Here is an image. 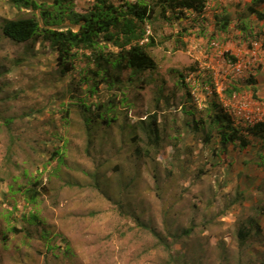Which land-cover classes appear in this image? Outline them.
Instances as JSON below:
<instances>
[{"label": "rangeland", "instance_id": "obj_1", "mask_svg": "<svg viewBox=\"0 0 264 264\" xmlns=\"http://www.w3.org/2000/svg\"><path fill=\"white\" fill-rule=\"evenodd\" d=\"M93 1L75 0L76 10ZM251 3L207 0L202 14L165 16L157 8L144 24L156 69L90 93V52L61 74L47 43L2 35L5 19L38 12L0 0V264H264L262 142L240 150L214 130L206 143L200 124L214 103L228 114L234 98L264 109V20L247 14ZM223 17L225 32L216 28ZM111 100L116 122L88 135L75 103ZM153 113L157 148L142 134L132 140V126Z\"/></svg>", "mask_w": 264, "mask_h": 264}, {"label": "trees", "instance_id": "obj_2", "mask_svg": "<svg viewBox=\"0 0 264 264\" xmlns=\"http://www.w3.org/2000/svg\"><path fill=\"white\" fill-rule=\"evenodd\" d=\"M206 1L151 0L149 3L145 0H123L117 4L112 0H94L85 12H78L75 0H7L10 6L18 10L30 9L39 15L5 19L1 31L5 38L16 43L36 40L47 43L57 52V64L63 75L75 69V60L80 53L86 55V52H90L96 67L84 76L83 82L88 83L90 93H95L101 84L121 89L126 82L138 79L140 74L156 69L157 63L148 51L155 45L154 39L149 35L146 37L144 24L156 18L157 8L161 9L162 16H165L168 9L202 14ZM263 5L264 0H252L247 14L259 21L264 20V12L260 9ZM229 25V17L216 22V28L222 32ZM146 38L148 41L142 43ZM110 45L117 48L118 52L106 51ZM232 60L236 61L234 57ZM178 79L181 87L187 86L183 74H179ZM75 106L79 108L80 118L88 135L98 126H110L117 120L112 115L113 100L93 105L81 101L80 104L75 103ZM213 106L216 110L209 109L207 118L200 120L202 128L207 130L205 142L210 141L214 130L219 133L223 144L238 145L240 150L247 149L251 145V139L255 138L262 142L261 158L264 160V121L243 131V128L235 126L231 115L224 113L215 103ZM66 112L69 114L68 110ZM132 128V140L135 143L143 136L150 148L159 146L162 138L156 113L146 116ZM145 151L147 155L151 152L149 149ZM27 193L35 201L32 191L27 190ZM32 217L37 218L36 215Z\"/></svg>", "mask_w": 264, "mask_h": 264}, {"label": "built area", "instance_id": "obj_3", "mask_svg": "<svg viewBox=\"0 0 264 264\" xmlns=\"http://www.w3.org/2000/svg\"><path fill=\"white\" fill-rule=\"evenodd\" d=\"M251 55L253 57V60L256 61L257 48L256 50L253 49ZM233 62H235L232 65L234 66V70H236V73H241L243 70L242 65L240 63H237L236 61ZM220 90L221 89H219V92ZM228 103L229 104L226 105L228 107V114L234 116L236 119H238V121H243L246 126H253L264 121V109L262 110L259 105L252 104L248 101H237L235 98Z\"/></svg>", "mask_w": 264, "mask_h": 264}, {"label": "crops", "instance_id": "obj_4", "mask_svg": "<svg viewBox=\"0 0 264 264\" xmlns=\"http://www.w3.org/2000/svg\"><path fill=\"white\" fill-rule=\"evenodd\" d=\"M264 72V71H263Z\"/></svg>", "mask_w": 264, "mask_h": 264}]
</instances>
